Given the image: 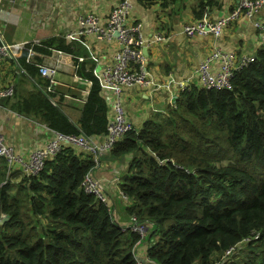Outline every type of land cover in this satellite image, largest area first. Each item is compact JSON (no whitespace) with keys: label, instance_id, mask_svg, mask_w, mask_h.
<instances>
[{"label":"trees","instance_id":"16d2710c","mask_svg":"<svg viewBox=\"0 0 264 264\" xmlns=\"http://www.w3.org/2000/svg\"><path fill=\"white\" fill-rule=\"evenodd\" d=\"M56 48L85 53L59 34L30 55L24 50L18 62L28 77L47 82L37 63ZM84 62L77 73L92 85L77 122L36 85L25 97H3L1 106L63 134L104 135L108 104ZM126 155L124 212L149 224L146 236L122 229L113 205L82 188L101 157ZM11 170L0 158V264H139L136 253L147 241L149 260L159 264H264V45L231 88H186L175 107L127 132L98 161L66 144L37 174L23 170L15 193ZM246 237L253 239L242 243ZM245 249L249 258L240 257Z\"/></svg>","mask_w":264,"mask_h":264},{"label":"crops","instance_id":"0c3cea01","mask_svg":"<svg viewBox=\"0 0 264 264\" xmlns=\"http://www.w3.org/2000/svg\"><path fill=\"white\" fill-rule=\"evenodd\" d=\"M117 1L0 0V36L5 43L41 41L59 34L67 38V34L76 29L81 13L93 12L101 21H105ZM132 3L133 16L142 22L144 37L150 41L147 47L148 69L157 81H164L171 73L177 80L190 77V87L197 85L194 70L214 50L232 52L236 59H239L244 54L255 55L264 45L259 41L254 25L256 20H264V5L253 18L240 15L232 20L223 33L215 37L212 34L188 36L183 32V26L198 19L216 21L225 17L236 9L239 0H152L145 4L140 0H132ZM25 16L34 22V28L23 23ZM49 20H54V23ZM5 28L10 29V32L6 33ZM14 29L19 30V33ZM29 31L35 33L29 34ZM158 34L163 35L165 39L154 40ZM67 39L82 45L85 53L79 55L85 57L87 70L100 69L104 64L111 63L115 51L119 48L116 37L109 41H100L94 37L84 38L91 47L80 41ZM73 55L65 53L67 67L61 69L56 76V101L64 112L77 122L88 94L86 82L77 78L78 73L75 74L74 68L71 67ZM93 56H96L98 61H95ZM1 65L0 73L4 75V80L16 82L15 95L25 97L36 88L35 79L20 73L15 62H3ZM215 66L218 67L219 62H216ZM167 95L164 88L149 92L135 86L130 87L123 95L126 117L139 129L150 117L168 112L170 104ZM0 132L20 159L11 166V193H15L18 190V182L23 178V157L27 159L34 147H39L55 137V130L36 119L34 115L20 114L10 105L6 107L0 104ZM75 149L78 153H88L82 147ZM129 158L130 155H126L125 160L118 161L101 157V161L93 170L96 178L108 182L107 192L113 199V209L121 222L129 221V213L124 212L123 207L127 204L119 197L122 171L126 168ZM116 179L119 183H115ZM147 243L148 241L140 245L137 253L138 257L146 261L149 246Z\"/></svg>","mask_w":264,"mask_h":264},{"label":"built area","instance_id":"2783aa9c","mask_svg":"<svg viewBox=\"0 0 264 264\" xmlns=\"http://www.w3.org/2000/svg\"><path fill=\"white\" fill-rule=\"evenodd\" d=\"M263 5L264 0H239L236 9L229 15L216 21L198 19L187 23L183 26V32L188 36L212 34L215 37H219L232 20L237 19L240 15L253 18ZM254 25L258 32L259 41L264 43V20H256ZM142 28V22L133 16L132 0H118L114 3L105 21H101L100 17L93 12L78 16V25L74 31L67 34V38L80 41L91 47L84 38L94 37L100 41H109L116 37L119 44V48L113 55V61L104 64L100 69L93 70L94 74L99 78L102 93L108 104L107 132L101 136H87L83 133L74 135L55 131V137L50 138L39 147H34L27 159L23 157L24 172L27 175L37 174L43 168L46 158L58 153L66 144L86 149L98 161L100 153L110 151L127 132L136 129L134 124L126 117L123 105V95L130 87L135 86L149 92L164 88L168 93L167 97L170 107L176 106L178 93L190 87L191 78L177 80L175 75L171 73L164 81H157L152 77V73L148 69V58L144 52V48L149 46L150 41L144 37ZM164 39L163 35L158 34L154 40L161 41ZM0 41V71L3 62L11 61L15 62L20 73L27 75L26 70L18 62V58L24 50L28 51L29 55L34 53L35 44H39L41 41L5 43L1 36ZM65 53L64 50L53 49L50 55H42L44 57L43 61L37 63L40 69V76L46 78L47 82L34 80V83L39 89L49 93L50 98L54 101H56L57 94L56 76L61 69L67 67L64 60ZM72 58L71 67L74 68V73L77 74L79 64L85 61V57L83 55H73ZM93 58L98 61L96 56H93ZM26 60L27 62H32L29 57ZM254 60L255 55L252 54H244L239 59H236L234 53L216 49L201 61L194 70L197 86L209 90L231 88L232 79L236 72ZM216 62H219L218 67L215 66ZM1 77L0 73V80ZM77 78L86 82V93L88 94L92 81L81 78L78 74ZM14 93L15 84L13 82L5 83L4 86L0 87V100L3 97L12 96ZM3 157H5L10 167L17 160H20L12 151V147L5 142L4 135L0 132V158ZM115 183H119L118 179L115 180ZM82 188L88 193L96 194L102 201L110 205L108 200L111 201V198L105 192L107 187L98 181L93 172L88 173L84 177ZM119 196L125 202H129L128 195L122 189L119 191ZM112 213L114 217H118L113 208ZM121 225L124 229L130 228L141 236H146L149 231V224L140 222L134 214L130 215L129 221L122 222ZM259 235V233H256L255 238ZM252 239L251 237H246L242 243H248ZM138 262L139 264H159L149 260V257L147 261L138 257Z\"/></svg>","mask_w":264,"mask_h":264},{"label":"rangeland","instance_id":"374dc122","mask_svg":"<svg viewBox=\"0 0 264 264\" xmlns=\"http://www.w3.org/2000/svg\"><path fill=\"white\" fill-rule=\"evenodd\" d=\"M93 2H94V0H92ZM81 14H85V13H81ZM80 14V15H81ZM52 20V19H51ZM51 20H49V21H51ZM51 22H53L54 23V20L53 21H51ZM23 23L25 24V25H28L30 28H34V22H31L26 16H25V19H24V21H23ZM15 31H16V33L18 34L19 33V30H16V29H14ZM5 32L6 33H8V32H10V29H6L5 28ZM35 33V31H29V34H34ZM1 71H2V69H1ZM1 76H2V74H1ZM7 81H5L4 80V75L1 77V80H0V87H2V86H4L5 85V83H6ZM10 82V81H9ZM9 82H7L6 84H8ZM15 85H16V82L14 83ZM5 142H7V141H5ZM30 152V151H29ZM29 157V155L27 156V158ZM98 181L102 184V185H105V187H107V184H108V182L106 181V180H104V181H102V180H100V179H98ZM105 192L106 193H108L107 192V189L105 190ZM109 202H110V205H113V199H111V201L110 200H108ZM124 205V204H123ZM124 207V206H123ZM117 218H119V217H117ZM121 226V225H120ZM122 227V229H124L123 228V226H121ZM250 255H252L251 254V252L250 251H248L247 249H245L243 252H242V254H240V257H243L244 256V258H249L250 257Z\"/></svg>","mask_w":264,"mask_h":264},{"label":"water","instance_id":"95a60500","mask_svg":"<svg viewBox=\"0 0 264 264\" xmlns=\"http://www.w3.org/2000/svg\"><path fill=\"white\" fill-rule=\"evenodd\" d=\"M1 42V41H0ZM148 49L147 48H144V52H145V54L147 55L148 54V51H147ZM4 220V218L3 219H1V221H3Z\"/></svg>","mask_w":264,"mask_h":264}]
</instances>
